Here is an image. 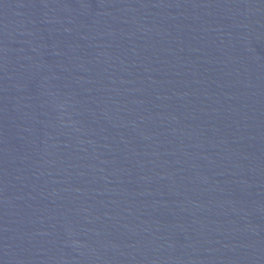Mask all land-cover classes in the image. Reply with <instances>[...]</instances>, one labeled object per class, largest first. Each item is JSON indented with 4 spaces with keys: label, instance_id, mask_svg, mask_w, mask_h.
I'll use <instances>...</instances> for the list:
<instances>
[{
    "label": "water",
    "instance_id": "1",
    "mask_svg": "<svg viewBox=\"0 0 264 264\" xmlns=\"http://www.w3.org/2000/svg\"><path fill=\"white\" fill-rule=\"evenodd\" d=\"M0 264H264V0H0Z\"/></svg>",
    "mask_w": 264,
    "mask_h": 264
}]
</instances>
